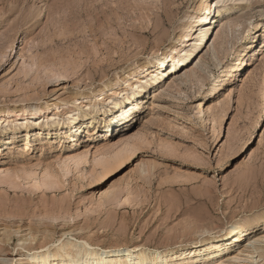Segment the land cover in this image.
<instances>
[{"label":"rangeland","instance_id":"1","mask_svg":"<svg viewBox=\"0 0 264 264\" xmlns=\"http://www.w3.org/2000/svg\"><path fill=\"white\" fill-rule=\"evenodd\" d=\"M201 1L0 0V138L31 137L0 151V264L68 241L112 249L98 264L130 245L188 264L178 256L193 240L263 218L264 0L229 1L206 47L143 92L133 118L45 139L50 119L102 105L136 81L132 67L170 53ZM247 51L230 82H211Z\"/></svg>","mask_w":264,"mask_h":264},{"label":"bare ground","instance_id":"2","mask_svg":"<svg viewBox=\"0 0 264 264\" xmlns=\"http://www.w3.org/2000/svg\"><path fill=\"white\" fill-rule=\"evenodd\" d=\"M229 1L231 0H202L198 13L190 16V24L187 27L185 26L186 32L178 38L179 42L171 48V52L165 54L164 58L158 57V55L156 56L154 53L147 59V61H145L143 65H133L134 67L131 69L129 68L130 71L126 76H134L136 77V81L130 82L127 88H123L119 92H114L112 95H109L105 99V103H102V105L93 107L90 111H84L81 110L80 107H77L71 111L65 112V114L63 113V115L58 118L50 119V121L45 124L46 129H51L52 126L57 127L53 130V132L48 131L46 133L45 139L48 144H52L56 140H59L60 142H63L64 139L80 140L83 133H86L88 136H94L100 133V131H97L98 124L105 123L106 125L108 122L112 123L119 121L120 119L127 120L131 117L133 118L135 116V110L141 107L143 102L142 99L144 98L139 97L143 92H150L151 90L149 89L154 88L153 85L158 83L164 75H169V77L176 76L178 74V69L183 64L194 57L197 52L206 47L213 35V32L210 34L212 26L218 21L220 22L219 17L222 15L224 10L228 9ZM213 12L214 20L212 22L209 20V17L213 14ZM194 29L198 30V33L196 38L192 39L193 36L190 35ZM215 47L216 46L214 44L211 45V50L213 52L211 53L212 55H215L217 52ZM248 54H250V51L244 52L243 55L241 54L231 65H226V72L223 77H215L214 73H211V82L214 83V85L216 81H220L221 84L223 82L225 83V81L226 84L230 82V79L234 76L235 72L247 66L248 60H246V57ZM252 56H249V58L251 59ZM167 63V69L170 67L168 71L167 69L164 70ZM138 75L143 76L137 77ZM200 105L201 103L199 106ZM200 112H202V106H200ZM31 116L35 117L34 115ZM111 126L112 125L106 126V131H108ZM11 130L14 132V128ZM38 134L42 135V132H39ZM104 135H106V132ZM20 137L23 138L21 141H26V144H28L31 138L30 132L26 131L25 134L16 133L6 137L4 140L3 138H0V140L3 141V143L0 144V151H2L3 146L19 142ZM81 160L82 158L78 157L72 160H63V163H65L64 165H67L68 167L71 162L78 165ZM44 177L46 178L48 176L45 174ZM262 229H264V216L263 218L257 216L248 221L240 219L236 223L226 227L224 230L212 233L210 232L208 237L205 236L203 239L193 240L191 242V247L184 250V252L181 251L178 258L185 257L193 260L188 264H264V233L259 236L252 235L254 232L261 231ZM17 230L16 232L19 233L20 230ZM46 233H48V231ZM243 240H246V244L243 246V250H240V252L238 251L239 253L234 254L231 252L225 255H216L219 252H228V250H230V248L234 245V249L236 250L237 245H240ZM115 249L121 248L119 247ZM122 249V253H118L122 256H138V259L135 260L137 261L136 264H164L166 260L170 259L171 254H173L171 251L149 254L140 249L138 245L125 246ZM29 251L26 264H98L99 261L108 257V253L112 252V249H103L98 246L93 247L90 246L89 243L78 245L74 242L68 241L59 245H49L39 251L35 250V248L29 249ZM122 256L114 259L111 264H125Z\"/></svg>","mask_w":264,"mask_h":264}]
</instances>
